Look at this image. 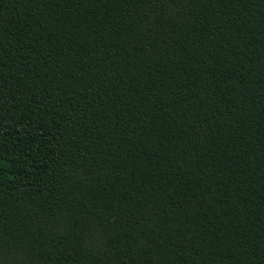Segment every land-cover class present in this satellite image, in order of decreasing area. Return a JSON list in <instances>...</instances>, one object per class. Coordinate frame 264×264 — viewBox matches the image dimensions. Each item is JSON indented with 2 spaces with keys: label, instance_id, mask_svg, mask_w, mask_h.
I'll list each match as a JSON object with an SVG mask.
<instances>
[{
  "label": "trees",
  "instance_id": "obj_1",
  "mask_svg": "<svg viewBox=\"0 0 264 264\" xmlns=\"http://www.w3.org/2000/svg\"><path fill=\"white\" fill-rule=\"evenodd\" d=\"M0 264H264V0H0Z\"/></svg>",
  "mask_w": 264,
  "mask_h": 264
}]
</instances>
